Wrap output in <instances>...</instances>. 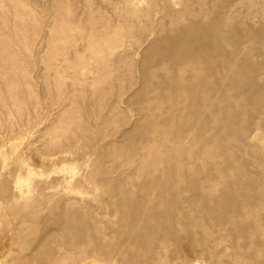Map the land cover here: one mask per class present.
Wrapping results in <instances>:
<instances>
[{
	"label": "rangeland",
	"instance_id": "rangeland-1",
	"mask_svg": "<svg viewBox=\"0 0 264 264\" xmlns=\"http://www.w3.org/2000/svg\"><path fill=\"white\" fill-rule=\"evenodd\" d=\"M5 243L264 264V0H0Z\"/></svg>",
	"mask_w": 264,
	"mask_h": 264
},
{
	"label": "bare ground",
	"instance_id": "bare-ground-1",
	"mask_svg": "<svg viewBox=\"0 0 264 264\" xmlns=\"http://www.w3.org/2000/svg\"><path fill=\"white\" fill-rule=\"evenodd\" d=\"M19 240V239H18ZM15 241L17 242V243H19L18 241H17V239L16 240H14L13 242L15 243ZM10 245H12L11 243H10ZM16 245V243L14 244V246ZM10 248V249H9ZM11 248H14V247H9V244H7L6 245V243L5 244H1L0 245V252H2V250H4V249H8L9 250V252H10V250H11ZM14 250H15V248H14ZM13 251V250H12ZM13 252H15V251H13ZM12 253V252H11ZM2 255V254H1ZM1 255H0V258H1ZM10 255V254H9ZM9 255L8 254H6V257L8 256V259H9ZM11 256L12 255H10V259H11ZM13 256H14V254H13ZM6 257L5 256H3L2 258H5V260H7L6 259ZM12 258H14V257H12ZM5 260H0V264H7V261H6V263H4L5 262ZM12 260V259H11ZM14 260V259H13ZM9 261V260H8ZM82 261H84V260H82ZM85 264H89V263H85Z\"/></svg>",
	"mask_w": 264,
	"mask_h": 264
}]
</instances>
